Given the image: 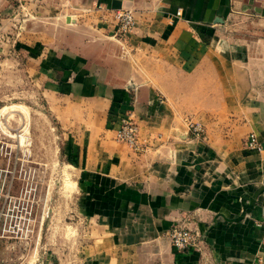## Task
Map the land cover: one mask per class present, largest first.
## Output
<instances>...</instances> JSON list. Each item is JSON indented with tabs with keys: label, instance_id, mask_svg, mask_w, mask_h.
I'll return each mask as SVG.
<instances>
[{
	"label": "crops",
	"instance_id": "obj_1",
	"mask_svg": "<svg viewBox=\"0 0 264 264\" xmlns=\"http://www.w3.org/2000/svg\"><path fill=\"white\" fill-rule=\"evenodd\" d=\"M122 10L135 19L127 40ZM63 11L69 63L44 48L46 87L92 224L87 264H264V0H70ZM131 113L138 150L117 140ZM252 134L262 151L247 147ZM175 225L197 231L200 250H176Z\"/></svg>",
	"mask_w": 264,
	"mask_h": 264
},
{
	"label": "rangeland",
	"instance_id": "obj_2",
	"mask_svg": "<svg viewBox=\"0 0 264 264\" xmlns=\"http://www.w3.org/2000/svg\"><path fill=\"white\" fill-rule=\"evenodd\" d=\"M49 4L58 6L50 10ZM69 4L0 0V264H87V246L95 240L67 153L69 140L54 119L55 99L46 87L53 82L54 53L44 48L63 52L60 68L69 63L70 32L59 25ZM236 16L245 23L244 13ZM118 24L127 40L134 28L122 32ZM222 33L229 40L230 28ZM226 52L221 71H230ZM208 66L205 71H215Z\"/></svg>",
	"mask_w": 264,
	"mask_h": 264
},
{
	"label": "built area",
	"instance_id": "obj_3",
	"mask_svg": "<svg viewBox=\"0 0 264 264\" xmlns=\"http://www.w3.org/2000/svg\"><path fill=\"white\" fill-rule=\"evenodd\" d=\"M177 16H181L178 12ZM116 19L122 25V32H131L135 26L133 13L127 10L118 11ZM191 129L200 136L203 129L200 125H190ZM117 140L121 143L129 145L131 148L138 150L139 146V125L133 113L126 115L121 121L117 130ZM247 147L254 151H262L263 145L256 135H250L247 141ZM169 238L172 246L180 252H188L191 250H200L202 236L195 230L175 225L169 232Z\"/></svg>",
	"mask_w": 264,
	"mask_h": 264
}]
</instances>
